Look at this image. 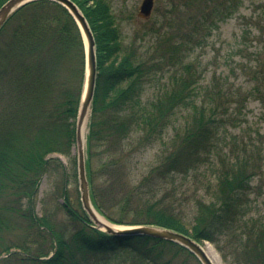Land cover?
<instances>
[{
  "label": "trees",
  "instance_id": "1",
  "mask_svg": "<svg viewBox=\"0 0 264 264\" xmlns=\"http://www.w3.org/2000/svg\"><path fill=\"white\" fill-rule=\"evenodd\" d=\"M72 1L96 51L86 137L93 207L116 225H153L208 241L225 264H264V211H251L250 201L258 195L253 181L264 175V128L244 127L243 113L248 100L264 107V0H169L163 22L151 27V44H139L137 37L125 43L107 0ZM246 3L235 54L249 57L239 72L253 86L237 82L240 74L233 69L232 80L223 71L204 80L193 52ZM250 36L254 45L248 51ZM84 72L79 28L59 4L31 3L0 30V264H199L173 243L98 230L64 189L55 213L65 220L36 216L42 176L52 163L64 169L51 156L70 158L75 145ZM102 145L110 153L103 172L122 168L108 192L98 187V173L90 167ZM148 147L154 165L134 186L126 183L132 162ZM207 174L210 200L196 199L191 219L167 193L159 195V185L172 187L175 175ZM119 186L120 216L137 202L141 207L134 214L141 218L123 220L105 210L104 197L117 200Z\"/></svg>",
  "mask_w": 264,
  "mask_h": 264
},
{
  "label": "rangeland",
  "instance_id": "2",
  "mask_svg": "<svg viewBox=\"0 0 264 264\" xmlns=\"http://www.w3.org/2000/svg\"><path fill=\"white\" fill-rule=\"evenodd\" d=\"M107 1L109 2L112 12L118 22L119 29L125 43H130L133 39H136L135 37H137L139 44L141 43V39L143 43L151 44V42L154 40V37L152 39L150 37L151 27H159L158 22H163L160 15H166L167 10L164 6L169 0H153V10L151 12V15L146 19L140 18L138 16L139 6L142 0ZM88 4L90 5V3ZM248 13V4L246 3L245 6L242 7L240 11L237 12L232 18L221 24L220 29L214 33V36L205 47L201 49L196 48L197 50L193 52L192 56L197 57L196 60L198 62V72L204 71V80L207 81L212 75L217 74L220 71L229 74L231 77L230 79L232 80L233 76L231 73V69H233L236 70V74H240L239 79L236 80L237 82H245L243 83V86L247 88H251L253 86L254 83L249 80L250 78L243 77L242 73L239 72V69L241 68L243 63H248L249 57L246 56L245 53L244 57L242 53L237 55L235 54V49L242 45L241 42H239L241 31V16ZM251 44H253V36H250L245 42V45L248 46V51H251L252 49ZM243 113L245 114V119L247 122L244 127H246L247 125L251 126V129H256L257 127L264 128V107L258 101L248 100L247 106L243 110ZM171 133L172 131H170L169 134ZM132 141L134 142V140ZM133 142H131V144ZM126 144H130V142H126ZM95 151V155L91 158L90 161L91 172L98 173L95 182L99 183V188L103 187L106 189V192H108V186H113L112 181L116 180V175H118L117 173L120 172L122 168H117L115 172L113 170H110V174L109 169L111 167H108L107 172H103L101 166L107 162V156L108 154L110 155V153L109 151H105V147L103 145L99 146ZM70 156V158H66L63 155L57 154H53L51 156L54 158H58L62 166H64V169H61V167L56 166V164L52 163L46 173L42 176L36 198H34V212L37 217L46 215L51 221L55 223L58 219L65 220L64 215L61 216L60 213H55L58 210L59 206L63 203V198L61 196L63 189L67 191L68 196L72 200L74 205L80 203L77 173V151L74 147L71 150ZM152 156L153 150L148 147L147 151L142 156H138V162H132L130 168L131 173L129 176L126 175L124 181H126V183H130V185L132 184L133 186L137 184L140 181L142 175L148 172L147 169H149L150 166L152 167V165H154L155 161L153 163ZM85 159L87 160V156L85 157ZM72 162H74V164ZM174 177V184L172 187H170L171 184L166 183H161L159 185V187L161 188L159 195L163 194V192L167 193V198L170 201H174V205H177V209H175L177 211H182L183 214L191 219V216L195 209L194 203L196 199L203 197L206 201L210 200V198H208L206 187L204 185L205 180L210 179L209 175H206V179H204L205 177H203V175L198 176L197 178H195L193 175H189L187 177H184L182 175H175ZM150 188L152 187L150 186ZM253 188L254 192L258 193V195H251V211H264V175L263 177H261V179L256 178L253 181ZM120 195L121 189L119 186L118 193L116 192V195H114L115 197H117V200H113L110 197H104L105 201H103V207L105 208V210H109L108 212L113 215V217H121L120 219L123 220L132 221L141 218V216L137 217V215L134 214V212H137L140 209L137 208V206L141 207V203L139 205V203L137 202L132 203V206L130 208L131 211H127L125 217L120 216V211H118V209L120 208L117 206V203L119 201L118 198ZM109 223L115 225L110 221ZM121 226L125 227L124 225ZM199 244L202 247L205 244L210 245L218 257L219 264H225L222 261L220 254L214 248L213 244L208 241H204ZM116 252L121 253L120 250Z\"/></svg>",
  "mask_w": 264,
  "mask_h": 264
},
{
  "label": "water",
  "instance_id": "3",
  "mask_svg": "<svg viewBox=\"0 0 264 264\" xmlns=\"http://www.w3.org/2000/svg\"><path fill=\"white\" fill-rule=\"evenodd\" d=\"M37 1H51L65 8L79 28L85 51V72L82 93L75 123V149L77 151V173L80 203L94 227L113 236L146 237L178 245L189 251L200 264H212L202 246L190 237L170 229L153 225L115 226L102 223L96 214L91 197L86 170V137L90 123L92 100L96 81L95 42L86 19L71 0H7L0 6V30L5 23L20 9ZM153 7V0H142L138 16L148 18Z\"/></svg>",
  "mask_w": 264,
  "mask_h": 264
},
{
  "label": "bare ground",
  "instance_id": "4",
  "mask_svg": "<svg viewBox=\"0 0 264 264\" xmlns=\"http://www.w3.org/2000/svg\"><path fill=\"white\" fill-rule=\"evenodd\" d=\"M96 216L98 217V219L102 223L109 224V222L107 220H105L104 218H102L100 215L96 214ZM202 248H203L204 252L206 253L207 257L212 262V264H219L218 257H217L216 253L213 251V249L211 248L210 245L205 244Z\"/></svg>",
  "mask_w": 264,
  "mask_h": 264
}]
</instances>
